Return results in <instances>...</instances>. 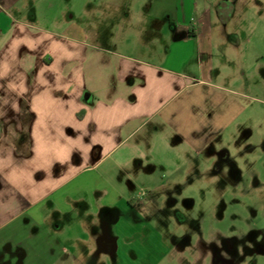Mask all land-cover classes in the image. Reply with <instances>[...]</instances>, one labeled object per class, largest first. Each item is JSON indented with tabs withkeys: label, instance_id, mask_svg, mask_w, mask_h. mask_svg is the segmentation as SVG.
I'll return each mask as SVG.
<instances>
[{
	"label": "crops",
	"instance_id": "obj_1",
	"mask_svg": "<svg viewBox=\"0 0 264 264\" xmlns=\"http://www.w3.org/2000/svg\"><path fill=\"white\" fill-rule=\"evenodd\" d=\"M31 1L0 0V264L126 259L109 227L123 197L112 199L109 183L90 173L143 126L171 128L182 156L209 151L213 136L248 115L243 100L262 103L264 0L248 1L245 13L243 0L214 10L152 0L149 11L141 0H88L85 24ZM130 32L133 42L122 40L134 53L88 59L98 36ZM79 227L95 247L83 244L82 254L57 236Z\"/></svg>",
	"mask_w": 264,
	"mask_h": 264
},
{
	"label": "rangeland",
	"instance_id": "obj_2",
	"mask_svg": "<svg viewBox=\"0 0 264 264\" xmlns=\"http://www.w3.org/2000/svg\"><path fill=\"white\" fill-rule=\"evenodd\" d=\"M150 1L141 0L140 8L151 10ZM243 1L240 13L246 12L251 0ZM201 2L214 10L219 0ZM87 3L32 0L30 5L48 14L72 11L82 15L78 21L85 24ZM253 12L261 29V3ZM99 23L103 25V19ZM123 37L133 42L134 33L98 36L88 59L116 60L118 54L134 53ZM257 97L262 103L242 99L251 104L248 115L241 116L220 137L213 136L209 151L198 154L187 150L182 156L179 136L171 128L143 126L97 162L90 175L109 183L112 199L118 194L123 197L119 222L109 226L110 234L119 240L120 250L131 255L119 260L98 258L93 253L85 256L82 264H212L214 246L233 264H264V95ZM57 236L73 251L78 246L80 254L83 244L95 248L88 232L80 227L64 228Z\"/></svg>",
	"mask_w": 264,
	"mask_h": 264
},
{
	"label": "flooded vegetation",
	"instance_id": "obj_3",
	"mask_svg": "<svg viewBox=\"0 0 264 264\" xmlns=\"http://www.w3.org/2000/svg\"><path fill=\"white\" fill-rule=\"evenodd\" d=\"M114 211H106L104 212L105 214H112ZM102 233L105 234L106 232V227H104V225H102ZM212 264H233L232 261L230 259H228V257L224 256L223 254H221L220 250L214 246L212 248Z\"/></svg>",
	"mask_w": 264,
	"mask_h": 264
}]
</instances>
